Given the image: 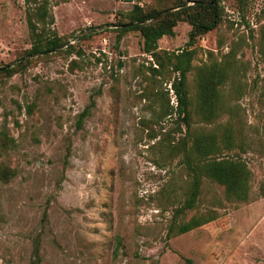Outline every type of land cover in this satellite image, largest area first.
Instances as JSON below:
<instances>
[{"label": "rangeland", "instance_id": "374dc122", "mask_svg": "<svg viewBox=\"0 0 264 264\" xmlns=\"http://www.w3.org/2000/svg\"><path fill=\"white\" fill-rule=\"evenodd\" d=\"M179 1L51 0L50 33L70 44L26 57L27 2L0 0V68L29 60L0 74V264H35V250L39 264H264V0H221V23L191 48L187 22L158 41L160 52L194 49L193 104L198 69L231 64L219 115L205 123L193 114L191 129L218 139L231 129L233 145L221 154L251 172L246 202L228 201L204 178L195 208L177 222L217 218L176 235L188 182L174 148L185 133L176 75L143 52L139 32L116 24L135 5Z\"/></svg>", "mask_w": 264, "mask_h": 264}, {"label": "trees", "instance_id": "16d2710c", "mask_svg": "<svg viewBox=\"0 0 264 264\" xmlns=\"http://www.w3.org/2000/svg\"><path fill=\"white\" fill-rule=\"evenodd\" d=\"M50 1L26 0L28 6L25 18L32 39L31 48L26 57L46 54L66 44L55 32L50 33L49 29L54 23ZM211 1L180 0L173 7L162 10H143L135 5L128 14L127 21L116 24L121 33L139 32L142 37L143 52L160 67H170L176 75L172 81L171 89L177 103L175 114L182 119L185 133L174 148L181 153L188 178L184 198L179 208L175 210L169 232L174 231L176 235L188 233L217 218L214 212L209 211L193 216L188 221L177 222V219L183 216L186 211L195 208L204 178L222 186L228 201L246 202L249 199L251 172L248 166L237 156L221 154L224 150H231L233 145L232 130H224L221 138L218 139L213 132H198L191 129L193 114L205 123L214 120L219 115L223 107L221 88L232 74L231 64L212 62L210 65L198 69L197 99L193 104L186 82L193 62L194 49L183 50L176 54L167 51L160 52L157 46L163 36L174 35V28L178 22H187L191 27L186 44L190 48L194 46L196 38L215 29L222 21L223 8L220 6L221 0H215L213 5L210 4ZM187 2L193 4L183 7ZM174 8L176 10L161 16ZM28 62L29 60L22 59L15 67L0 68V74L10 77L16 73L19 67ZM88 114L89 111L84 110L80 115V121ZM115 242L116 247L121 245L119 237L115 238ZM34 257L35 264H39L40 257L37 250L34 252Z\"/></svg>", "mask_w": 264, "mask_h": 264}, {"label": "water", "instance_id": "95a60500", "mask_svg": "<svg viewBox=\"0 0 264 264\" xmlns=\"http://www.w3.org/2000/svg\"><path fill=\"white\" fill-rule=\"evenodd\" d=\"M210 4L213 5V4H214V1L212 0ZM168 12H169V11L165 12L164 14H162V16L166 15ZM69 44H70V42H68L65 46H67V45H69Z\"/></svg>", "mask_w": 264, "mask_h": 264}]
</instances>
